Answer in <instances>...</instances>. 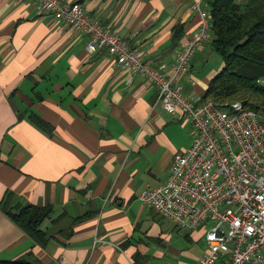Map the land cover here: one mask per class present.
<instances>
[{
    "label": "crops",
    "instance_id": "crops-1",
    "mask_svg": "<svg viewBox=\"0 0 264 264\" xmlns=\"http://www.w3.org/2000/svg\"><path fill=\"white\" fill-rule=\"evenodd\" d=\"M62 1L82 4L169 72L214 2ZM90 41L31 2L0 0V261L198 264L208 248L199 229L167 224L140 200L166 182L195 133L183 140L185 120L164 108L158 89L107 48L90 52ZM212 41L179 82L188 97L202 99L225 66ZM8 193L10 205L53 209L42 224L46 245L3 211Z\"/></svg>",
    "mask_w": 264,
    "mask_h": 264
},
{
    "label": "built area",
    "instance_id": "built-area-1",
    "mask_svg": "<svg viewBox=\"0 0 264 264\" xmlns=\"http://www.w3.org/2000/svg\"><path fill=\"white\" fill-rule=\"evenodd\" d=\"M54 14L91 37L89 51L107 48L131 76L142 75L159 92L164 108L194 127L191 147L179 155L162 185L140 200L183 230L208 225L207 250L198 264H264V117L243 103L188 97L179 84L195 54L210 40L212 15L186 39L169 72L106 29L80 3L21 0Z\"/></svg>",
    "mask_w": 264,
    "mask_h": 264
},
{
    "label": "trees",
    "instance_id": "trees-1",
    "mask_svg": "<svg viewBox=\"0 0 264 264\" xmlns=\"http://www.w3.org/2000/svg\"><path fill=\"white\" fill-rule=\"evenodd\" d=\"M255 0H214L211 8L212 44L225 66L211 82L204 101L241 102L264 117V9ZM12 193L1 202L3 211L38 243L46 245L48 233L42 229L51 216V207L10 205ZM0 264H39L27 259L0 261Z\"/></svg>",
    "mask_w": 264,
    "mask_h": 264
},
{
    "label": "rangeland",
    "instance_id": "rangeland-1",
    "mask_svg": "<svg viewBox=\"0 0 264 264\" xmlns=\"http://www.w3.org/2000/svg\"><path fill=\"white\" fill-rule=\"evenodd\" d=\"M253 5L255 6V7H258V8H261V9H264V0H255V2H253ZM211 45H213L212 43H211ZM219 56V58H221V59H223L220 55H218ZM182 124L184 125V127L185 128H187L186 130L184 129V134H183V136H182V139L184 140L185 139V137H186V134H192V136H193V133H194V127L193 126H189L188 124L189 123H187L186 121H183L182 122ZM192 130V133H190V131ZM175 160H176V158H175ZM175 163V162H174ZM171 173V172H170ZM155 210V209H154ZM155 212H157L156 210H155ZM158 213V212H157ZM161 215V214H160ZM162 216V215H161ZM163 218H166V217H163ZM167 219V218H166ZM166 219H163L167 224H171L169 221H168V219L166 220ZM209 226L208 225H206L204 228H201V229H199V232H200V237H201V239H203V240H205V236H206V232L209 230ZM218 264H220V262L218 263Z\"/></svg>",
    "mask_w": 264,
    "mask_h": 264
}]
</instances>
